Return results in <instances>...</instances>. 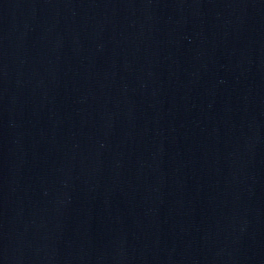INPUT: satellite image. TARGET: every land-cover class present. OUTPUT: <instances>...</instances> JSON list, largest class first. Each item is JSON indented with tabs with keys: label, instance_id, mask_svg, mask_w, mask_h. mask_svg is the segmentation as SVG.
<instances>
[{
	"label": "water",
	"instance_id": "water-1",
	"mask_svg": "<svg viewBox=\"0 0 264 264\" xmlns=\"http://www.w3.org/2000/svg\"><path fill=\"white\" fill-rule=\"evenodd\" d=\"M0 264H264V0H0Z\"/></svg>",
	"mask_w": 264,
	"mask_h": 264
}]
</instances>
